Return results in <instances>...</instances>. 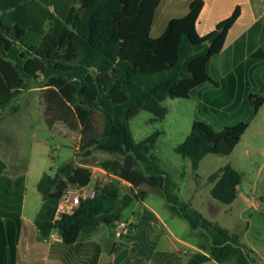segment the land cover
Instances as JSON below:
<instances>
[{"label": "trees", "instance_id": "obj_1", "mask_svg": "<svg viewBox=\"0 0 264 264\" xmlns=\"http://www.w3.org/2000/svg\"><path fill=\"white\" fill-rule=\"evenodd\" d=\"M65 1L0 0L1 110L22 92L39 87L47 121L80 129L81 165L71 159L55 173H44L37 186L44 202L34 221L39 236L47 240L56 232L60 237L52 243L51 255L66 264H98L103 246L95 236L121 219L120 185L125 181L135 199L145 200L144 187L156 189L175 215L192 229L206 232L208 252L192 254L187 264L212 260L253 264L239 234L222 229L175 194L174 182L155 155L159 132L137 143L129 127L140 111L162 121L168 114L162 105L166 99H189L195 88L215 84L207 65L223 49L239 8L201 36L196 22L204 1L193 0L188 14L172 18L165 32L153 37L161 0H72L63 14L60 5ZM249 102L257 114L264 97L251 94ZM248 127L241 121L217 131L206 121L195 120L177 152L197 169L207 154L231 155ZM87 151L113 158L85 156ZM5 168L0 160V264H16L22 206ZM92 168L113 178L99 180L94 197L81 199L71 213L56 218L63 195L87 187ZM209 181L214 185L212 196L231 204L239 196L242 174L227 165Z\"/></svg>", "mask_w": 264, "mask_h": 264}, {"label": "rangeland", "instance_id": "obj_2", "mask_svg": "<svg viewBox=\"0 0 264 264\" xmlns=\"http://www.w3.org/2000/svg\"><path fill=\"white\" fill-rule=\"evenodd\" d=\"M71 1L66 0L60 5L63 14ZM51 7L53 11L54 7ZM41 92L39 87L31 88L19 94L5 110L0 108V160L5 162L4 173L12 178L16 197L21 200L23 225L20 234L30 235L36 246V252L28 248L29 252L27 242L23 241L16 264H61L54 254H49L48 259V241L40 238L34 224L44 203L37 186L44 173H55L59 166L71 159L81 165L80 129H72L63 123L50 124ZM247 92H258L264 96V85L249 88ZM208 98L203 89L195 90L190 99L168 98L162 104L168 110L164 120L155 121L152 113L140 111L129 122L131 133L139 143L159 132L155 155L161 169L174 182L175 194L222 229L239 234L253 264H264V105L255 116L248 103L239 107L237 112L225 115L211 112L206 106ZM195 120L206 121L217 130L240 120L249 122V127L231 155L207 154L195 169L190 159L177 152ZM91 154L100 160L113 158L100 151ZM227 165L242 174L239 196L231 204H224L212 196L214 185L209 181L211 174ZM91 170L93 177L87 188L95 189L99 180L113 178L99 168ZM1 183L2 180L0 189ZM120 186L123 192L128 190L126 184L121 183ZM144 189L148 192L145 200L136 199L122 209L121 220L128 223V234L118 237L115 227H103L96 234L95 239L103 246L99 264H125L126 256L130 257L131 264H162L166 260V255L162 254L168 251L174 252L176 257L170 264H177L181 257L188 260L196 251L186 247L176 236L197 244V252H208L211 244L205 231L192 229L185 219L175 215L166 198L156 189ZM53 234L57 235L56 232ZM126 242L134 246L111 257V245L119 249V244ZM204 264L220 263L212 260ZM224 264H234V261Z\"/></svg>", "mask_w": 264, "mask_h": 264}, {"label": "crops", "instance_id": "obj_3", "mask_svg": "<svg viewBox=\"0 0 264 264\" xmlns=\"http://www.w3.org/2000/svg\"><path fill=\"white\" fill-rule=\"evenodd\" d=\"M192 1L193 0H161L152 26V36H161L165 32L167 24L172 18L182 17L188 14L189 6ZM203 1L204 6L196 22L197 32L201 36L211 33L221 21L229 18L237 8L240 10V16L230 28L221 52L213 56L208 62L207 71L215 84L206 83L192 90L191 94L195 90L203 89L205 95H209V98L206 101V106H209V110L214 113L225 115L234 113L240 109L239 107L247 103L252 108L249 102V96L251 94L263 96L258 92L248 94L247 90L249 88H260V86L263 87L264 85V0ZM257 114H254V116ZM241 121L243 120H240L239 122ZM99 170L103 172L102 169L99 168ZM121 183L126 184L128 187L126 192H123L121 188L122 195L129 193L134 197V195L130 193L131 185L125 181H121ZM151 210L155 213V210ZM131 221L132 220H130V222ZM152 223L154 222L152 221ZM53 233L49 239L45 240L48 241V259H50L49 254L51 255L50 250L52 243L60 241L59 235L56 233L57 235L54 236ZM176 239L186 247L192 248L196 252L199 251L197 244H191L177 236ZM23 241L27 242V249L29 248L36 252V246L31 240V236L29 235V237H26L25 234H20L17 244V258H19V252L23 245ZM113 244H116V242H113ZM133 246L134 244L131 242L121 243V245L119 244V249H114V245H111V257H114L122 253L123 250L125 251ZM29 249L28 251L31 252ZM184 253L186 254L188 252L184 251ZM35 254L36 253L33 255ZM174 254L175 253L172 251L162 254V256L166 255V260L164 259L163 263L170 264L171 260L176 258ZM101 256L103 257V255ZM126 258L131 260L128 256H126ZM31 260H33L32 262L35 261L34 258ZM57 262L64 264L61 259H57ZM187 262L188 260L181 257L180 262L177 264H187ZM34 264L36 263L34 262Z\"/></svg>", "mask_w": 264, "mask_h": 264}, {"label": "built area", "instance_id": "obj_4", "mask_svg": "<svg viewBox=\"0 0 264 264\" xmlns=\"http://www.w3.org/2000/svg\"><path fill=\"white\" fill-rule=\"evenodd\" d=\"M94 195L95 189L87 187L67 191L58 204L56 216L71 213L79 205L81 199L92 198ZM115 233L118 237L128 234V223L121 219L116 221Z\"/></svg>", "mask_w": 264, "mask_h": 264}, {"label": "water", "instance_id": "obj_5", "mask_svg": "<svg viewBox=\"0 0 264 264\" xmlns=\"http://www.w3.org/2000/svg\"><path fill=\"white\" fill-rule=\"evenodd\" d=\"M91 154V151H87L84 153L85 156ZM134 197L129 194V193H125L122 195L121 199H120V202H121V205L123 206V208H127L132 201H134Z\"/></svg>", "mask_w": 264, "mask_h": 264}]
</instances>
